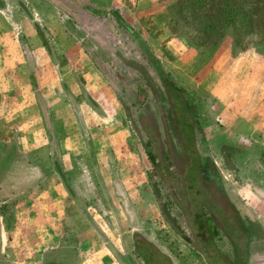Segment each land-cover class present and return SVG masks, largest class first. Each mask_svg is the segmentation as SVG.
Instances as JSON below:
<instances>
[{
  "label": "rangeland",
  "instance_id": "rangeland-1",
  "mask_svg": "<svg viewBox=\"0 0 264 264\" xmlns=\"http://www.w3.org/2000/svg\"><path fill=\"white\" fill-rule=\"evenodd\" d=\"M174 2L27 0V10L24 4L19 6L21 11L33 13V27H38L49 44L48 51L34 29L28 37L34 45L33 56L49 57L50 62L42 63L43 74H33L30 81L23 73L17 81L0 79V264H143L132 252L135 232L168 255L173 264H208L193 246L194 237L176 197L163 185L166 180L173 186L172 192L179 191L173 184L175 176L165 168L167 161L154 152L160 162V168H155L145 151V136L135 129L137 113L150 93L142 85L140 73L127 69L120 55L152 68L144 51L147 46L140 48L124 24L137 32L162 65L194 93L193 99H210L214 114L223 116H227L222 112L232 106L229 100L233 99H211L208 93L232 88L239 79L244 88L249 60L251 75L259 87L264 86V45L237 49L227 33L217 48H204L207 43L199 44L200 39L191 32L193 26L182 22ZM11 10L0 24L13 21ZM37 44L43 49H36ZM17 51L18 56L23 53ZM5 52L8 56L12 53ZM217 57L219 61H215ZM229 57H237L241 64H232ZM56 59L58 65L53 64ZM217 64L221 65L218 71ZM100 83L106 85L105 91L112 94L118 109L105 99L103 107L100 96H90L89 92L102 94L103 89L96 90ZM113 89L125 98L130 118ZM238 107H244L242 100ZM210 122L203 120L197 146L211 157L220 154L221 170L212 159L239 211L231 209L227 201L222 202L224 207L217 203L213 207L225 209L216 216L242 260V216L252 223L257 221L264 230V175L257 152L250 147L252 142L264 143L259 135L253 139L242 135L236 143L247 149L234 155L235 167L230 169L220 152L225 138L219 125ZM126 168H140V178L126 176ZM65 182L71 189L64 188ZM154 183L176 221H169L162 213ZM139 196L146 200H139ZM175 222L181 230L173 226ZM231 240L224 236L218 241L220 251L231 255ZM262 243H250L249 264H264Z\"/></svg>",
  "mask_w": 264,
  "mask_h": 264
},
{
  "label": "trees",
  "instance_id": "trees-1",
  "mask_svg": "<svg viewBox=\"0 0 264 264\" xmlns=\"http://www.w3.org/2000/svg\"><path fill=\"white\" fill-rule=\"evenodd\" d=\"M174 6L182 22L193 26L191 32L200 39L199 44L207 43L204 48H217L227 33L231 34L233 47L237 49L264 45V0H175ZM124 25L135 36L140 48L144 50L147 46L144 51L147 63L152 68L151 71L139 60L120 55L121 63L127 69L140 73L142 85L150 93V97L144 101L137 113L138 126L135 129L145 136V151L154 167L160 168V162L154 153L159 152L160 157L162 155L165 162L167 161L166 170L175 176L173 184L179 191L172 192L173 186L165 182L166 180H163V185L176 197L177 207L184 215L187 228L194 237L193 246L201 251L208 264H221L224 261L227 264H249V245L254 240H261L263 245L264 230L257 221L252 223V219L241 215L239 233L242 234L243 231L242 250L245 254V258L241 260V253L233 244L230 235L222 230V222L216 216L225 213L222 204L224 201H227L231 209L238 210L234 204L236 199H232L226 191L222 173L212 157L200 152L197 146V134L203 130V120L211 121L209 124L217 123L211 109V100L205 97L193 99L194 93L162 65L145 40L129 25ZM36 28L48 48L43 34L37 26ZM208 44L211 47L206 46ZM113 90L130 118L125 98L116 89ZM250 147L257 152V162L260 163V170L264 175V146L252 142ZM246 149L229 139H224L220 146L222 157L225 161L228 160L230 169L235 167L234 155ZM153 185L162 213L169 221H176L169 203L162 198L158 184ZM215 203L223 207L216 209L213 207ZM177 225L176 222L173 223L177 230H181ZM179 233L190 241L184 232ZM224 236L232 242L231 255L220 251L218 247L217 242ZM132 252L143 264H173L168 255L138 232H135Z\"/></svg>",
  "mask_w": 264,
  "mask_h": 264
},
{
  "label": "crops",
  "instance_id": "crops-1",
  "mask_svg": "<svg viewBox=\"0 0 264 264\" xmlns=\"http://www.w3.org/2000/svg\"><path fill=\"white\" fill-rule=\"evenodd\" d=\"M26 1L27 0H0V3L4 2L3 6L0 5V23L1 20L4 21V19L8 18V14H7L8 9L10 10L12 9L10 13H11V18L13 20L12 22H14V25L12 24V22L3 23V25L0 24V79L2 80L5 79L9 82L17 81V78L20 77L22 73L23 75H25V80L30 81L33 77V74L35 73H36L35 75L43 74V72H40V69H42V63L48 64L50 62L49 57L36 58L33 56L32 49L34 48V45H31V43H29L28 40L33 35L34 29L36 30V28H34L36 25L35 24L36 20L35 17L33 16V13L30 12L29 14L27 11H21L22 9L19 8V6L22 8V5L24 4L23 6H26V10H27V4H25ZM18 22L24 23L25 26H18L19 24ZM27 22L30 23V28H28ZM23 33L26 35L24 40L22 39V36L24 35ZM41 42H42L41 44L45 46L46 50L49 51L48 42H47L48 48L43 43V41ZM37 48L43 49L40 44L36 45V49ZM7 49L11 50L12 52L11 55L9 56L5 52V50ZM17 50H23V53H21V55L18 56ZM51 59L54 60L53 58ZM227 59L229 62L232 61V64L235 62L236 64H241V60H239L237 57H229ZM57 61L58 60L56 59V61L53 64L58 65ZM215 61H219V58L217 57ZM40 65L41 68L39 67ZM250 65H251V61L249 60L246 63L247 71L245 72V74L247 76L245 77L244 80L245 81L244 88H243V80L239 79L238 83L236 82V84H233L234 87L230 88L231 86H227L225 90L224 89L222 90L221 88L218 89L219 92H215V93L210 90L212 93L211 94L208 93V95L211 97V99H216V97L221 98L227 96L228 98L233 99V102L229 100V102L232 103L231 104L232 106L224 108V113L222 112V114L227 116L220 115L219 112L215 114L217 120L216 124L219 125V128L221 129V133L225 139H229L233 142H237L239 141V139L241 140L242 135H248L250 139H253V136L255 135H259L264 143V109L262 106L263 105L262 102H264V86L263 85L260 87L258 86L257 78L253 77V75H251L252 71L249 70ZM220 67L221 65L216 66L215 68L218 71ZM105 86L106 85L104 83H100L96 87V90L103 89L102 94L97 93L98 91L96 92V95H93V92H89L90 96L93 99H95V97L97 96H100L102 98V101L100 103L103 107L105 106L106 103L105 100H107V102H111L113 104V107L115 109H118L116 106V100L113 98L109 90L105 91ZM14 87L15 86L10 85V89H16ZM21 87L22 86H20L19 88L21 89ZM239 100H242L244 102V107L241 109L238 107ZM234 102L236 105L234 104ZM213 112L215 113V110ZM125 156L127 157L130 155L128 154ZM212 158L214 159L219 169L221 170V166L223 163L221 164L222 161L220 154L217 153V155ZM134 161L136 162L137 160L135 159ZM58 171L60 173V169H58ZM125 173H128L125 174L126 176L129 177L132 176L131 179L133 180L135 178L134 175L139 177L140 168H132V169L126 168ZM63 185L64 188H67L68 190L71 189L69 188V185L66 182ZM122 190L123 192H126L124 188ZM138 198L143 202L146 200L142 198V196H139ZM135 228L136 227H134L133 229ZM117 251L119 252V250ZM255 255L256 257H258L257 256L258 253H256ZM119 256H121V254ZM252 257H254V255Z\"/></svg>",
  "mask_w": 264,
  "mask_h": 264
}]
</instances>
